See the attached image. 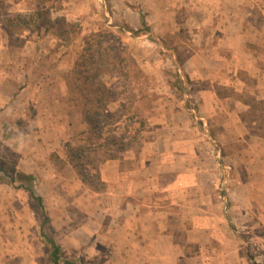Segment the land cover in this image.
Instances as JSON below:
<instances>
[{
  "label": "rangeland",
  "instance_id": "rangeland-1",
  "mask_svg": "<svg viewBox=\"0 0 264 264\" xmlns=\"http://www.w3.org/2000/svg\"><path fill=\"white\" fill-rule=\"evenodd\" d=\"M37 10L75 26L58 38L32 31V25L8 33L0 23V164L35 168L31 174L45 206L0 171V264H51L42 229L61 244L66 259L124 264L112 252L117 237L109 230L116 214L99 169L122 156L123 144L137 157L145 149L155 164L175 160L201 170L194 177L200 181L199 203L171 204L177 264L200 255L207 264H224L225 255L234 264H264V0H0V18ZM201 20L241 23L246 40L239 58L186 62L199 47L186 26ZM150 22L172 31L154 32ZM100 30L108 32L116 53L99 75L109 92L99 98L106 107L91 135L67 80L84 38ZM203 102L217 104V114L203 109ZM236 120L248 135L223 137L225 124L236 128ZM89 144L93 150H85L81 163L91 178L85 183L76 169L80 161L68 149ZM97 172L100 190L94 189L101 185ZM192 177H184L186 194ZM94 191L102 194L90 197Z\"/></svg>",
  "mask_w": 264,
  "mask_h": 264
},
{
  "label": "crops",
  "instance_id": "crops-1",
  "mask_svg": "<svg viewBox=\"0 0 264 264\" xmlns=\"http://www.w3.org/2000/svg\"><path fill=\"white\" fill-rule=\"evenodd\" d=\"M148 25L152 31L161 32L164 35H169L172 31L168 24H159L158 27V25L150 22ZM186 27L191 31L192 44L199 45L189 57L185 58L186 62L201 64L202 61H233L239 58L241 52L244 51L242 46L245 45L246 34L239 22L231 21L226 24L222 21L215 25L208 20H201L191 25L187 24ZM205 44L209 45L208 48H204ZM218 75L216 74V76ZM243 104L246 108L248 107L247 102ZM200 105L203 109H213L214 114H217L219 109L217 104L214 105L211 102H203ZM236 121H238L236 128L232 123L225 124L223 137L226 135V138L236 140L248 135V129L241 120ZM69 123L68 121V126ZM55 139L62 141L58 135L55 136ZM147 153L143 149L137 157L135 151L128 148L123 151L122 156L104 161L99 168L101 179L106 183L104 194L113 199L112 206H114V213L116 214L112 219L113 226L109 230L117 237L112 252L115 258L124 264H177L180 252L178 251L179 244L175 241L177 232L172 229L174 226L170 219V215H172L170 213L171 204H180L182 207L185 204L193 205L196 200L199 203L201 198L199 194L200 181L199 176L196 181L194 177L196 174L197 178V174H200L201 170L179 165L175 160H171L172 163H169V160H163L158 165V163L155 164L149 160ZM65 154V151L58 150V156L64 157ZM177 157L178 161L180 159L179 153ZM24 171L34 173L35 168L32 172ZM188 172L193 173L192 191L186 194L187 188L184 184V177ZM174 180L176 182H173ZM68 189L70 190V186ZM72 189L70 193L75 191L74 188ZM171 189H175V191ZM179 189L180 192H177ZM93 193L89 192L88 195L94 197V195L102 194L96 191ZM182 219L180 214V220ZM219 249V251L226 252L227 248L222 249L220 247ZM214 250L217 252V248ZM204 258L205 256L202 257V255L187 257L188 262L186 264H207L204 262ZM224 260V264H234L230 255H225ZM242 264H249V262L245 260Z\"/></svg>",
  "mask_w": 264,
  "mask_h": 264
},
{
  "label": "trees",
  "instance_id": "trees-1",
  "mask_svg": "<svg viewBox=\"0 0 264 264\" xmlns=\"http://www.w3.org/2000/svg\"><path fill=\"white\" fill-rule=\"evenodd\" d=\"M0 23L8 33H16L20 30H25L26 28L30 29L33 26V28H31L32 31L36 30L39 32L44 29L45 31L51 32L58 38H62L61 36L68 34V27L74 29L75 26V24L66 21L65 18H53L48 10H37L31 14H9L5 18H0ZM106 32V30L92 32L84 38L83 51L76 60L74 69L71 72L72 79L69 77L67 80L68 88L75 94V97L81 106V113L86 119L87 124L90 126L91 135L97 134L94 130L96 131V128L99 127V114L104 108V104L106 107V103L100 102L99 98L105 97V95L109 92L107 84L101 80V78L99 79V75L100 73L102 74L106 71L104 70L105 63H114V53H116V48L111 45L108 46V32ZM109 35L114 36L113 33H109ZM122 61L123 60L121 58V62ZM94 65H97V72L91 74L89 69H93ZM128 65L129 62L126 61L125 67ZM133 67H136L135 62L133 63ZM97 83L98 85L96 86ZM74 99L72 98V100ZM87 149L93 150L90 144L78 147L77 149L74 147H70L68 149L69 154L80 161V164L78 163L76 165V169L85 183L89 182L91 179L90 176H87L86 174V168L81 167L82 158L85 157L84 153ZM120 149L124 151L127 149V146L123 144ZM0 171H3L4 175L8 176L7 181L14 187L24 188L29 191L31 196L36 199L42 209H44L45 206L43 197L38 194L36 189L35 174L26 173L20 169L12 168L11 166L5 168L1 166V164ZM96 177V181L98 180L101 185H94V189L100 190L103 185L100 180L99 172H97ZM0 179L4 178L0 175ZM45 219H49L47 214H45ZM41 235L45 246L49 249L48 253L51 264H83L81 260L64 258L62 256L61 244L54 237L48 235L43 229Z\"/></svg>",
  "mask_w": 264,
  "mask_h": 264
}]
</instances>
